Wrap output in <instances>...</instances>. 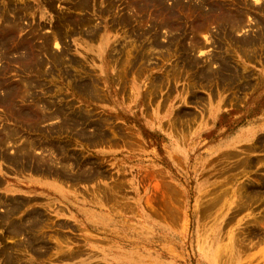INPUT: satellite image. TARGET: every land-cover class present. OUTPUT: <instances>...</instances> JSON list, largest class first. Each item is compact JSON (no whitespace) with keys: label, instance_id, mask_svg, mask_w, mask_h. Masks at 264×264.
Here are the masks:
<instances>
[{"label":"rangeland","instance_id":"obj_1","mask_svg":"<svg viewBox=\"0 0 264 264\" xmlns=\"http://www.w3.org/2000/svg\"><path fill=\"white\" fill-rule=\"evenodd\" d=\"M80 1L0 0V264H264V0Z\"/></svg>","mask_w":264,"mask_h":264},{"label":"bare ground","instance_id":"obj_2","mask_svg":"<svg viewBox=\"0 0 264 264\" xmlns=\"http://www.w3.org/2000/svg\"><path fill=\"white\" fill-rule=\"evenodd\" d=\"M79 1H80V0H79ZM81 1H82V0H81ZM81 1H80V3H81ZM84 1H85V0H84ZM84 1H83V2H84ZM88 1H89V0H88ZM150 1H151V3L154 2V5L157 6V8H158V13H159L158 15L165 13V8H163V7H165V6H162V3L164 4V2H163L164 0H147L146 3H147V7H148V9H149V7H150ZM161 1H162V2H161ZM179 1H180V0H179ZM182 1H183V0H182ZM182 1H180V2L182 3ZM191 1H192V0H191ZM202 1H203V0H202ZM208 1H210V0H208ZM211 1H212V3H213V0H211ZM235 1H236V0H235ZM242 1H243V0H242ZM90 2H91V1H90ZM97 2H98V1H97ZM135 2H136V1H135ZM139 2H141V0H140ZM139 2L137 1L138 4H139ZM142 2H144V4H145V1H144V0H143ZM172 2H173V1H172ZM174 2H175V1H174ZM174 2H173V3H174ZM192 2H194V1H192ZM205 2H207V1L205 0ZM205 2H203V3H205ZM240 2H241V1H240ZM77 3H78V2H77ZM87 3H88V2H87ZM109 3H111V2H109ZM137 3H136V4L133 3L132 5H134V7H137V6H135V5H137ZM177 3H178V1H177ZM183 3H184V2H183ZM189 3H190V2H189ZM207 3H208V2H207ZM221 3H222V2H221ZM236 3H238V2H236ZM140 4H142V3H140ZM194 4H195V3H194ZM198 4H199V3H198ZM208 4H209V3H208ZM214 4H215V3H214ZM219 4H220V3H217L218 6H219ZM79 5H80V4H79ZM164 5H165V4H164ZM172 5H173V4H172ZM177 5H178V4H177ZM183 5H184V4H183ZM187 5H188V4H187ZM191 5H192V4H191ZM217 5H216V6H217ZM221 5H222V4H221ZM81 6L84 7V5H81ZM140 6H141V5H138L139 8H140ZM142 6H143V5H142ZM178 6H179V5H178ZM184 6H186V5H184ZM188 6H189V5H188ZM199 6H200V5H199ZM75 7H76V8H79V6H77V5L74 6L73 8L75 9ZM152 7H155V6H152ZM166 7H167V6H166ZM169 7H170V6H169ZM169 7H168V8H169ZM175 7H176V6H175ZM175 7H172V8L174 9ZM206 7H207V6H206ZM86 8H88V6H87ZM143 8H144V7H143ZM157 8H156V9H157ZM172 8H170V12H172V11H171ZM177 8H178V7H177ZM181 8H182V7H181ZM186 8H187V7H186ZM189 8H190V6H189ZM193 8H194V5H193ZM197 8H198V7H197ZM212 8H213V7H212ZM224 8H225V7H224ZM145 9H146V8H145ZM148 9H146V10H148ZM195 9H196V8H195ZM204 9H205V8H204ZM209 9H210V8H208V10H209ZM222 9H223V8H222ZM81 10H82V9H81ZM102 10H103V9H102ZM136 10H138V9H136ZM146 10H145V11H146ZM166 10H167V9H166ZM174 10H175V9H174ZM191 10L195 12V10H193V9H191ZM210 10H211V9H210ZM213 10L215 11L216 9H213ZM54 11H55V10H54ZM77 11H78V9H77ZM97 11H98V10H97ZM106 11H107V10H106ZM140 11H141V9H140ZM143 11H144V10H143ZM145 11H144V12H145ZM155 11L157 12V10H155ZM168 11H169V10H168ZM183 11H185V9H184ZM186 11H187V10H186ZM186 11H185V12H186ZM188 11H189V9H188ZM188 11H187V12H188ZM217 11H218V10H217ZM82 12H83V11H82ZM90 12H91V11H90ZM146 12H147V11H146ZM151 12H152V11H151ZM153 12H154V11H153ZM166 12H167V11H166ZM174 12H175V11H174ZM176 12H177V9H176ZM185 12H183V14H186ZM215 12H216V11H215ZM215 12H213V13H215ZM177 13H178V12H177ZM199 13H200V12H199ZM203 13H204V12H203ZM208 13H212V11H211V12H208ZM217 13H218V12H217ZM221 13H223V12L221 11ZM70 14H71V13H70ZM70 14H69V17H70ZM144 14H146V13H144ZM151 14H152V13H151ZM153 14H156V13H153ZM165 14H166V13H165ZM170 14H171V13H170ZM66 15L68 16V14H66ZM156 15H157V14H156ZM63 16H64V15H62L61 17H63ZM84 16H85V15H84ZM153 16H154V15H153ZM166 16H167V15H166ZM168 16H170V15H168ZM174 16H175V15H174ZM190 16H191V15H190ZM61 17H60V18H61ZM71 17H72V16H71ZM71 17H70V18H71ZM120 17H121V16H120ZM151 17H152V16H151ZM187 17H188V16H187ZM60 18H59V20H60ZM80 18H82V17H80ZM80 18H79V19H80ZM121 18H123V16H122ZM125 18H126V17H125ZM154 18H155V17H152L151 19L154 20ZM166 18H167V17H166ZM166 18L164 17V19H166ZM182 18H183V16H182ZM182 18H181V19H182ZM75 19H76V18H75ZM79 19H77V21H78ZM128 19H129V18H128ZM128 19H126V20H128ZM144 19H145V18H144ZM156 19H159V18L156 17ZM177 19H178V18H177ZM201 19H202V18H201ZM59 20H58V21H59ZM62 20H64V19H62ZM65 20H66V19H65ZM73 20H74V19H73ZM80 20H81V19H80ZM115 20H116V19H115ZM121 20H122V19H121ZM160 20L162 21L163 19L160 18ZM208 20H209V19H208ZM60 21H61V20H60ZM66 21H67V20H66ZM87 21H88V20H87ZM210 21H211V19H210ZM212 21H213V20H212ZM216 21H217V20H216ZM216 21H215V22H216ZM220 21H221V20H220ZM61 22H62V21H61ZM67 22H68V21H67ZM67 22H66V23H67ZM91 22H92V21H91ZM123 22H125V19H124V18H123ZM174 22H176V21H174ZM181 22H182V21H181ZM205 22H207V20H206ZM205 22L203 21V23H205ZM213 22H214V21H213ZM62 23H65V22H62ZM81 23H82V22H81ZM81 23H79V24H81ZM83 23H84V22H83ZM83 23H82V24H83ZM115 23H116V22H115ZM126 23H127V22H126ZM128 23H129V22H128ZM128 23H127V24H128ZM209 23H211V22H209ZM56 24H57V23H56ZM71 24H72V23H71ZM75 24H76V23H75ZM75 24H74V25H75ZM85 24H86V23H85ZM89 24H90V23H89ZM162 24H164V22H163ZM182 24H183V23H182ZM213 24H214V23H213ZM215 24H216V23H215ZM59 25H60V24H59ZM86 25H88V24H86ZM177 25H178V24H177ZM209 25H210V24H209ZM239 25H240V24H239ZM84 26H85V25H84ZM171 26H172V25H171ZM171 26H170V27H171ZM206 26H208V25H206ZM81 27H82V25H81ZM90 27H91V26H90ZM153 27H154V26H153ZM173 27H174V26H173ZM75 28H76V27H75ZM91 28H92V27H91ZM216 28H217V24H216ZM87 29H88V28H87ZM152 29H153V28H152ZM195 29H197V28H195ZM208 29H209V27H208ZM208 29H207V30H208ZM185 30H186V29H185ZM198 30H199V29H198ZM205 30H206V28H205ZM207 30H206V31H207ZM240 30H241V29H240ZM144 31H145V30H144ZM148 31H151V29L148 30ZM193 31H194V30H193ZM193 31H192V32H193ZM217 31H218V30H217ZM145 32H146V31H145ZM68 33H70V32H68ZM262 33H263V32H262ZM55 34H57V33H55ZM144 34H145V33H144ZM221 34H222V33H221ZM58 35H59V32H58ZM148 35H149V34H148ZM151 35H152V34H151ZM71 36H72V35H71ZM146 36H147V35H146ZM146 36H144V37L146 38ZM153 37H154V36H153ZM173 37H174V36H173ZM173 37H171V38H173ZM177 37H178V36H177ZM150 39H152V38H150ZM154 39H155V38H154ZM171 40H172V39H171ZM174 40H175V39H174ZM176 40H177V39H176ZM251 40H252V39H251ZM255 40H256V39H255ZM50 41H51V40H50ZM50 41H48V43H50ZM154 41H155V40H154ZM154 41H153V42H154ZM247 41H248V40H247ZM148 42H150V41H148ZM155 42H156V41H155ZM176 42H177V41H176ZM245 42H246V41H245ZM245 42H244V43H245ZM156 43H157V42H156ZM156 43H155V44H156ZM247 43H249V42H247ZM119 44H120V43H119ZM119 44H118V45H119ZM151 44H153V43H151ZM151 44H150L149 46H151ZM173 44H174V43H173ZM252 44H253V43H252ZM252 44H251V45H252ZM175 45H176V44H175ZM249 45H250V44H249ZM120 46H121V45H120ZM149 46H148V48H149ZM252 46H254V45H252ZM249 47H250V46H249ZM150 48H151V47H150ZM152 48H153V46H152ZM247 48H248V46H247ZM121 49H123V47H122ZM121 49H120V48L117 49V47H116L115 52H114V53L112 52L113 55H114L115 53H116L117 55H119V57L117 56V58H116V63H117V64H118V63H121V61H122V60L120 61V55L122 54ZM184 50H185V49H184ZM113 51H114V49H113ZM145 53H146V52H145ZM183 53H184V52H183ZM122 56H123V55H122ZM128 56H129V55H128ZM128 56H126V57H128ZM145 56H146V54H145ZM124 57H125V56H124ZM141 57H142V55H141ZM147 58H148V56H147ZM60 59H61V58H60ZM60 59H59V60H60ZM124 59H125V58H124ZM126 59H127V58H126ZM148 59H149V58H148ZM251 59H252V58H251ZM144 61H145V59H144ZM146 61H147V60H146ZM122 62H123V61H122ZM124 62H125V61H124ZM184 63H185V62H184ZM121 65H122V64H121ZM120 67H121V66H120ZM119 72H120V71H119ZM117 76H118V75H117ZM120 78H121V77H120ZM119 82H120V81H119ZM84 86H85V85H84ZM80 88H81V87H80ZM80 88H79V89H80ZM89 89H90V88H89ZM89 89L87 88L86 92H87ZM82 90H83V88H82ZM80 91H81V90H80ZM83 91H84V90H83ZM94 95H95V94H94ZM60 111H62V110H60ZM75 112H76V111H75ZM75 112H74V113H75ZM55 114H56V113H55ZM76 114H77V113H76ZM71 115H74V114L71 113ZM79 115H81V114H79ZM57 116H58V115H57ZM57 116H56L55 118H57ZM51 117H52V116H51ZM70 117H71V116H70ZM74 117H75V115H74ZM74 117H73V118H74ZM79 117H80V116H79ZM79 117H78V118H79ZM53 118H54V117H53ZM53 118H51V119H53ZM71 118H72V117H71ZM76 119H77V118H76ZM79 119H81V118H79ZM77 120H78V119H77ZM67 121H68V119H67ZM79 121H80V120H79ZM65 122H66V121H65ZM66 123H67V122H66ZM70 123H71V122H70ZM81 123H82V122H81ZM77 124H78V123H77ZM70 125H71V124H70ZM70 125H69V126H70ZM78 125H79V124H78ZM81 125H82V124H81ZM69 126H68V127H69ZM74 126H75V124H74ZM74 126H72V127H74ZM70 127H71V126H70ZM75 127H77V126H75ZM75 127H74V128H75ZM71 129H72V128H71Z\"/></svg>","mask_w":264,"mask_h":264}]
</instances>
